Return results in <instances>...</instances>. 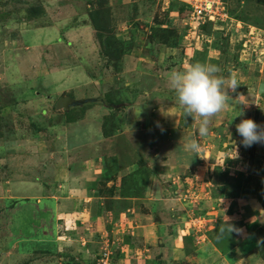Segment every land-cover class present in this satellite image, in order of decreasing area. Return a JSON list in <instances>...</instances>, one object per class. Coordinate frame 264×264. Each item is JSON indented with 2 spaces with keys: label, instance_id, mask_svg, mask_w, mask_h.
Segmentation results:
<instances>
[{
  "label": "rangeland",
  "instance_id": "obj_1",
  "mask_svg": "<svg viewBox=\"0 0 264 264\" xmlns=\"http://www.w3.org/2000/svg\"><path fill=\"white\" fill-rule=\"evenodd\" d=\"M102 1L0 2V264H97L103 252L110 259L100 264H264V145L240 144L242 117L229 124L242 109L264 125V6L219 0L235 15L205 27L184 0ZM32 5L45 9L37 21L26 18ZM100 8L128 42L121 72L89 23ZM197 62L238 83L203 137L195 131L200 118L184 115L165 79ZM120 89L130 100L108 104L106 94ZM74 99L96 101L73 106ZM71 108L82 118L66 124ZM110 112L122 128L105 141L101 123ZM193 136L201 146L195 156L185 149ZM113 158L121 170H87ZM142 162L144 195L123 192L122 176ZM78 174L85 180L76 183ZM74 194L91 198L76 217ZM60 201L63 221L53 211ZM222 227L236 241L228 256L215 244ZM56 234L58 241H43Z\"/></svg>",
  "mask_w": 264,
  "mask_h": 264
},
{
  "label": "clouds",
  "instance_id": "obj_2",
  "mask_svg": "<svg viewBox=\"0 0 264 264\" xmlns=\"http://www.w3.org/2000/svg\"><path fill=\"white\" fill-rule=\"evenodd\" d=\"M219 73L218 66L197 62L186 69L172 70L165 74L169 88L174 93L175 100L184 115L200 118L198 127L195 130L200 137L207 134L210 118L219 114L225 108L228 92L230 90L234 91L238 85L234 78L226 80ZM236 116L242 117L235 124L236 132L241 138L240 144L245 148L254 144L264 145V125L258 124L251 118H244L242 109H239L232 116L229 124ZM185 149L194 156L201 150L195 136L186 141ZM44 239L43 241H49ZM37 252H40V250ZM42 255L37 254L36 258Z\"/></svg>",
  "mask_w": 264,
  "mask_h": 264
},
{
  "label": "trees",
  "instance_id": "obj_3",
  "mask_svg": "<svg viewBox=\"0 0 264 264\" xmlns=\"http://www.w3.org/2000/svg\"><path fill=\"white\" fill-rule=\"evenodd\" d=\"M224 1L226 2V0ZM256 1L260 5L264 6V0H256ZM100 5H103L102 0H100ZM185 7L186 6L182 4L181 10L184 11ZM0 8H1V4H0ZM24 11L26 14V18H28L29 21H32V20L37 21L45 15V9L43 5H38V6L32 5L26 8ZM227 12L230 15H235L234 12L233 13L230 12L229 9L227 10ZM88 18H89V23L93 31L95 32L96 38L100 44L101 49L102 50L104 49L105 52L107 53L108 61H110L109 63L112 64L111 66L113 70L116 72H121L123 68V57L126 55L125 48L128 46L127 45L128 42L123 41L122 39L118 38L115 35V33L111 32L113 24H112V18L109 14V10L103 9V8H100L98 11L90 10L88 14ZM208 23L210 22L205 23L203 26L206 27ZM105 99L108 104H116V105H122L123 103H127L130 100V98L126 94V91L121 90V89L118 91L108 92V94H106L105 96ZM84 107H81V108L83 109ZM64 115L66 118L65 119L66 124L76 122L82 118L81 112H80V115H77V113L74 112V108L73 109L71 108L70 110L65 109ZM118 117L119 116L114 112H110L109 114L104 116L102 120V124H101L102 136L104 139H110L114 137L115 135L118 134V132L122 128L121 126L122 120L121 118H118ZM112 160H116V159L113 158ZM115 163H119V164L116 165ZM138 164L139 165L135 170L128 172L122 176L121 185L119 187L123 192H125V189H126L128 193L130 192L134 194L141 193V195H144V190L146 189L147 179L144 182L142 177L139 178L140 176L139 173L141 172L139 168L141 169V165H143V162L138 163ZM115 166H117V169H118L121 166L120 161L119 162L117 160L114 161L110 167L112 168L111 170H113ZM119 169L121 170V167ZM118 170H116L115 172H117ZM218 171H219L218 175H223V177L224 175H227L228 173L227 170L224 172H221L222 171L221 167H218ZM109 174L113 178L116 177V175L112 176L110 172ZM222 180H223V183H222L223 186L225 182L227 185V179L224 178ZM220 190L223 191L224 188H221ZM262 195L264 196V192L262 193ZM259 201L262 202V204H264V198L260 197ZM216 234L218 235V237H215V244L221 248L222 254L225 256L231 255L233 252L232 250L236 246V241L231 237L232 235L231 231L230 230L226 231V229L222 227L220 232H216ZM45 250L46 249L40 250V252H37V254H42L44 253Z\"/></svg>",
  "mask_w": 264,
  "mask_h": 264
},
{
  "label": "built area",
  "instance_id": "obj_4",
  "mask_svg": "<svg viewBox=\"0 0 264 264\" xmlns=\"http://www.w3.org/2000/svg\"><path fill=\"white\" fill-rule=\"evenodd\" d=\"M187 7L191 10V16L197 20L199 24H205L207 22H214L217 19L222 20L227 16V10L225 5L221 1L215 0H184ZM109 253L103 252L99 260L109 262ZM98 260L97 264H100Z\"/></svg>",
  "mask_w": 264,
  "mask_h": 264
},
{
  "label": "crops",
  "instance_id": "obj_5",
  "mask_svg": "<svg viewBox=\"0 0 264 264\" xmlns=\"http://www.w3.org/2000/svg\"><path fill=\"white\" fill-rule=\"evenodd\" d=\"M75 31H76V34L79 35V32H80V31H79L78 29H76ZM101 124H102V123H101ZM101 133H102V130H101ZM65 134H66V133L63 132V135H65ZM101 136H102V134H101ZM102 137H103V136H102ZM104 140H105V141H106V140L108 141L109 139H104ZM109 162H110V161H109ZM59 165L62 166V164H59ZM61 166H60V167H61ZM60 167H59V168H60ZM62 167H63V166H62ZM70 167H71V166H70ZM101 167H102V168H105V167H108V168H109V167H111V165H110V166H109V165L107 166V165H105L104 163H102V161H101V162H97V163H96V166H94V164H91V165L88 164V169H87V170H88V171H90V170L93 171L95 168H101ZM114 169H117V166H115ZM62 170H63V168H62ZM84 172H85V171H84ZM58 173H59V171H58ZM60 173H62L61 169H60ZM97 173H98V172H97ZM83 174H84V173H83ZM80 179H81V182H82V180H85V178H80V174H78L77 177L74 176V180H75L76 183H78ZM69 183H70V182H69ZM79 186H80L81 188L84 187V185L82 186V184H78L76 187H79ZM76 187L74 186V191H75V188H76ZM149 190H150V187H148V190H147L148 193H149ZM36 193H40V190H37ZM86 193H87V191H86ZM75 195H77V194H74V195L72 196V197H74V201L70 203L71 206L74 207V209H73V211H72V214H71L72 217H73V216L76 217V214H75L76 212H74L76 209H77V213H79L78 210H84V211H87L88 209H86V204H85V203H87L86 201H88V199H89V200L91 199V198L88 197L87 194L85 195L86 197H84V199H83V198H80V197L78 198V197H76ZM39 200L41 201V199H38V202H40ZM84 200H85V202H84ZM74 202H75V203L77 202L78 204L76 203V206H75ZM83 203H84V204H83ZM65 204H66L65 202H64V204H62V202L60 201V208L53 209V211L59 209V211H58V220H59V221H61L62 219L64 220L65 216H68V215L66 214V212L63 211V210H64V207H65ZM58 205H59V203H58ZM58 205H57V206H58ZM53 206H54V205H53ZM82 206H85V207H82ZM51 212H52V210H51ZM45 213H46V212H45ZM61 214H62V215H61ZM63 214H64V215H63ZM81 214H82V213H81ZM52 215H54L53 212H52ZM69 215H70V214H69ZM80 217H81V215H79V216L77 217V218H78V219H77L78 221H80V219H81ZM50 218H51V215H50ZM87 218H88V216H86V219H87ZM63 220H62V221H63ZM98 220H99V219H98ZM77 223H79V222H77ZM81 223H83V221H81ZM41 225H42V224H41ZM66 227H67V226H66ZM66 229H67V228H66ZM55 237H57V238H55ZM180 238H181V237H180ZM44 240H45V239H44ZM52 240H54V241H58V240H59V234L54 235V236H53V239H50L49 241H52ZM215 261H216V260H215Z\"/></svg>",
  "mask_w": 264,
  "mask_h": 264
},
{
  "label": "water",
  "instance_id": "obj_6",
  "mask_svg": "<svg viewBox=\"0 0 264 264\" xmlns=\"http://www.w3.org/2000/svg\"><path fill=\"white\" fill-rule=\"evenodd\" d=\"M263 91H264V83H261L260 86H259V92L261 93ZM94 101H96V100L95 99H84V100H75L74 99L72 101V103H69V104H72L73 106H76V105L79 106V105L84 104L85 102H94ZM72 105H69V107L72 106ZM67 106H65V107H67ZM159 190H160V188H159V186H157L156 187V196H160Z\"/></svg>",
  "mask_w": 264,
  "mask_h": 264
},
{
  "label": "bare ground",
  "instance_id": "obj_7",
  "mask_svg": "<svg viewBox=\"0 0 264 264\" xmlns=\"http://www.w3.org/2000/svg\"><path fill=\"white\" fill-rule=\"evenodd\" d=\"M61 103H62V104H65V103H67V100H66V99H64V101H62Z\"/></svg>",
  "mask_w": 264,
  "mask_h": 264
}]
</instances>
